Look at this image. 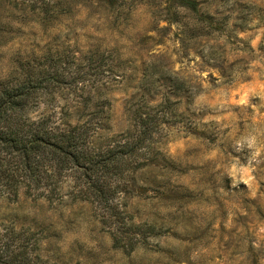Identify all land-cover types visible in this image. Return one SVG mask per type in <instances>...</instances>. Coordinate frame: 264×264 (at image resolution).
Listing matches in <instances>:
<instances>
[{"label":"rangeland","instance_id":"374dc122","mask_svg":"<svg viewBox=\"0 0 264 264\" xmlns=\"http://www.w3.org/2000/svg\"><path fill=\"white\" fill-rule=\"evenodd\" d=\"M149 1L133 0L123 23L89 5L45 21L1 9L0 82L31 57L59 55L68 72L87 74L86 92L67 87L37 101H109L113 135L129 128L128 102L144 74L147 86H162L168 71L187 81L192 102L182 100L163 146L170 180L127 209L134 223L166 233L125 253L90 204L22 195L0 199V234L36 241L39 264H264V0H208L222 31L183 43L175 25L156 29Z\"/></svg>","mask_w":264,"mask_h":264},{"label":"trees","instance_id":"16d2710c","mask_svg":"<svg viewBox=\"0 0 264 264\" xmlns=\"http://www.w3.org/2000/svg\"><path fill=\"white\" fill-rule=\"evenodd\" d=\"M133 0H0V10L17 9L56 19L67 10L96 6L126 22L135 11ZM154 26L175 25L180 42L208 38L222 31L208 0H151ZM8 18V17H6ZM2 15L0 14V31ZM97 52L101 47H97ZM123 61L116 65L118 75ZM68 62L45 54L18 63L15 75L0 82V199L16 202L24 195L55 202L69 197L90 204L112 238V246L132 253L138 245L165 231L147 223L136 224L127 209L170 180L173 163L164 151L170 129L183 116L179 105L192 102L191 86L172 71L164 84L150 86L145 74L134 87L127 109V131L107 135L109 101H37L69 87L85 94L86 73L68 72ZM68 72V73H66ZM98 88V87H97ZM101 90L100 87L98 91ZM101 91H99L100 93ZM173 98H179L174 101ZM99 115V116H97ZM36 241L23 232L0 234V264H39Z\"/></svg>","mask_w":264,"mask_h":264}]
</instances>
